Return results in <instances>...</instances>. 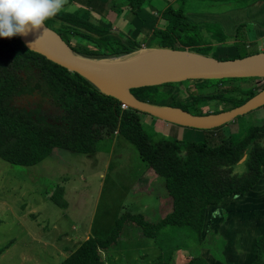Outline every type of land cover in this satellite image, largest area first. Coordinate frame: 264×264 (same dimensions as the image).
I'll return each instance as SVG.
<instances>
[{
  "label": "trees",
  "instance_id": "16d2710c",
  "mask_svg": "<svg viewBox=\"0 0 264 264\" xmlns=\"http://www.w3.org/2000/svg\"><path fill=\"white\" fill-rule=\"evenodd\" d=\"M69 4L71 0H66ZM92 5L96 1L88 0ZM133 15L144 0H126ZM147 1V0H146ZM178 6L167 5L160 18L164 28L155 27L147 44L142 33V21H131L130 36L122 40L108 33L112 24L102 23L98 16L82 9L61 7L44 24L55 31L75 52L88 57L103 58L131 53L144 46L175 48L178 43L199 53L202 39L198 26L186 15L184 0ZM102 19V18H101ZM242 25L239 23L238 28ZM139 26L141 29H139ZM143 35V36H142ZM70 36L87 38L93 46H79ZM236 36V35H235ZM215 41L224 40L223 35ZM242 57L258 50H244V42H233ZM255 77L190 79L159 85L131 88L141 101L177 106L194 114L217 113L242 104L256 92ZM187 82V83H186ZM188 82H192L191 86ZM243 82L244 86H240ZM175 84H184L182 98L172 94ZM242 84V83H241ZM252 87V88H248ZM264 87V83L259 86ZM186 98L188 99L186 101ZM221 107L208 110L209 102ZM207 108V109H205ZM141 115L119 100L105 95L81 75L69 71L43 55L28 49L18 36L0 38V158L12 164L30 166L46 158L54 148H65L89 154L98 144L117 133L135 146L147 166L163 178L172 206L158 221L147 220L141 213L122 211L113 227L103 236L91 235L82 240L57 264H104L101 250L107 249L119 237L127 221L139 227L144 237L156 238L163 228L186 227L187 236L199 244L205 238V224L212 209L224 199L245 195L264 174V117L243 126V131L222 134L221 126L199 129L198 140L169 138L154 141L147 133ZM153 117V116H152ZM197 129V128H196ZM218 131V133H208ZM219 136L217 142L212 138ZM246 154L243 161L242 156ZM222 208V207H221ZM212 218V217H211ZM217 216H213V219ZM196 244V245H198ZM254 258L248 264H264V229L255 237ZM178 246V245H177ZM7 246L0 247V254ZM173 247V246H172ZM173 248L161 249L151 264H172ZM185 264H205L200 255Z\"/></svg>",
  "mask_w": 264,
  "mask_h": 264
},
{
  "label": "rangeland",
  "instance_id": "374dc122",
  "mask_svg": "<svg viewBox=\"0 0 264 264\" xmlns=\"http://www.w3.org/2000/svg\"><path fill=\"white\" fill-rule=\"evenodd\" d=\"M227 1L231 3L226 7L236 10L243 7L241 3L254 0ZM96 2L100 4L92 5L88 0H71L68 4L64 0L62 7H76L101 17L102 23L112 24L108 33L118 35L122 40L130 36L129 30L134 27L131 21H142V33H146L144 41L151 45L155 44L149 38L153 29L164 28L163 21H159L164 5L159 0H144L135 15L126 0ZM190 3L191 0L186 3L187 10L199 7L189 8ZM210 3L206 1L205 4ZM169 4L177 7L179 3L168 2L166 6ZM206 24L205 27L220 33V25ZM205 27L201 24L198 29L204 32ZM238 29L235 34L244 42V50L259 49V43L244 41V33L249 39L254 37L255 31L256 36L262 33L257 26L243 21ZM200 35L209 42L198 48L200 54L218 59L237 56L239 51L227 40L233 39L231 34L223 35L227 39L219 42L204 33ZM70 42L84 47L96 45L87 38L74 36H70ZM179 46L176 43L173 49H186ZM262 46L264 48V44ZM145 48L149 47L142 43L130 55L139 54ZM241 83L240 86H244ZM253 83L257 92L264 78H256ZM188 84L191 86L192 82ZM184 87V84H175L170 88L174 96L182 98L180 89ZM209 105V111L221 107L216 101H210ZM261 117H264V105L237 116L218 131L224 135L238 134L243 131V126ZM141 121L154 141L173 137L192 141L201 135L199 129L168 123L148 114L141 115ZM218 131L208 133L217 134ZM219 139L216 136L211 141ZM163 181L140 158L135 146L117 133L110 141L104 138L97 151L89 154L54 148L46 158L30 166L12 164L0 158V247L7 246L0 254V264H57L85 239L86 234L105 236L122 211L143 213L149 220L158 221L171 209ZM216 207L213 215L217 212V218L212 219L220 223L223 231L218 230L221 233L214 232L213 235L206 232L199 244L191 233L187 236L186 227L163 228L159 236L151 238L144 237L139 227L127 221L117 240L101 250L104 264H151L161 249L171 248L173 257L181 254L184 248V258L179 255L180 259L174 263L172 257V264H185L197 255L205 264H248L254 258L255 237L264 229V174L245 195L226 198Z\"/></svg>",
  "mask_w": 264,
  "mask_h": 264
},
{
  "label": "water",
  "instance_id": "95a60500",
  "mask_svg": "<svg viewBox=\"0 0 264 264\" xmlns=\"http://www.w3.org/2000/svg\"><path fill=\"white\" fill-rule=\"evenodd\" d=\"M42 29L56 35L61 41L60 47L50 46L41 39L40 31L29 33L24 37L17 36L28 49L81 75L103 94L119 100L122 107L136 109L168 123L210 129L224 125L237 116L264 105V87L238 106L206 114H194L177 106L141 101L130 91L131 88L190 79L264 78V50L242 57L218 59L188 49L152 46L135 55H130L131 52L119 56L94 58L73 51L55 31L45 24ZM157 50L183 52L192 56L173 57L152 52ZM245 157L246 154L240 161H243Z\"/></svg>",
  "mask_w": 264,
  "mask_h": 264
},
{
  "label": "crops",
  "instance_id": "0c3cea01",
  "mask_svg": "<svg viewBox=\"0 0 264 264\" xmlns=\"http://www.w3.org/2000/svg\"><path fill=\"white\" fill-rule=\"evenodd\" d=\"M163 7L166 6L168 2H176L177 0H159ZM188 0H184V11L186 15L190 18V20L195 23L197 26L204 25V27L207 25L206 23H214L215 25H220V33H217L215 30L214 33L210 28L205 27L204 32L200 30V34H206V36L210 37L214 42V38L212 37V34H215L217 37H221L225 34H231V36H234L233 39L225 38L227 40H230L229 42H236L239 41L238 36H235L236 34V26L243 21H247L249 23H253L254 27H258L262 31V33L259 36H256V31L254 33V37L250 39L247 36V33H244V41L252 42L254 44L259 43V46L257 48L258 51L264 50L262 44H264V0H254V1H247L246 3H241L240 6H243L241 8H237L236 10H231L230 8L226 7V4L231 3L227 0H191V3L189 5V8L197 7V9H186V3ZM206 1L211 2L210 4H205ZM249 3L248 6L245 7V5ZM163 7L161 9H163ZM163 21V27L166 24V21L164 19L159 18V21ZM158 22V20H157ZM208 26V25H207ZM219 28V27H216ZM250 35V34H248ZM209 38V39H210ZM143 190V189H142ZM168 193H166V198L168 197ZM170 197V196H169ZM168 199L171 200V197ZM161 203V201H160ZM172 206V201H170L169 207ZM169 209V208H168ZM170 210H167V212ZM215 212L214 209H212V212L209 214L208 219L206 220L205 229L206 231H209L210 235H213L214 232L220 234L223 231L220 229V223L218 221H213V216H217V212L215 215L213 213ZM142 215L147 219L148 217L142 213ZM212 217V218H211ZM151 221V220H150ZM212 232V233H211ZM89 236V235H88ZM87 234L85 236L88 237ZM142 236V235H141ZM184 248L181 249L179 254L181 257L184 258L183 255ZM179 255H175L173 257L174 263L176 260L180 259ZM182 258V259H183Z\"/></svg>",
  "mask_w": 264,
  "mask_h": 264
},
{
  "label": "clouds",
  "instance_id": "9594fccd",
  "mask_svg": "<svg viewBox=\"0 0 264 264\" xmlns=\"http://www.w3.org/2000/svg\"><path fill=\"white\" fill-rule=\"evenodd\" d=\"M64 0H0V38L27 36L41 31Z\"/></svg>",
  "mask_w": 264,
  "mask_h": 264
},
{
  "label": "bare ground",
  "instance_id": "6f19581e",
  "mask_svg": "<svg viewBox=\"0 0 264 264\" xmlns=\"http://www.w3.org/2000/svg\"><path fill=\"white\" fill-rule=\"evenodd\" d=\"M40 37L41 39H43L44 41H46L50 46H53V47H60V44H61V41L60 39L54 35L53 33H50V32H46L44 29H42L40 31ZM154 53H159V54H167V55H170V56H185V57H191L192 55L190 54H187V53H183V52H167V51H152Z\"/></svg>",
  "mask_w": 264,
  "mask_h": 264
}]
</instances>
